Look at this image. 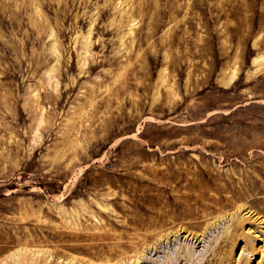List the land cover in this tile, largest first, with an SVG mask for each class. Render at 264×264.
<instances>
[{
  "label": "rangeland",
  "instance_id": "rangeland-1",
  "mask_svg": "<svg viewBox=\"0 0 264 264\" xmlns=\"http://www.w3.org/2000/svg\"><path fill=\"white\" fill-rule=\"evenodd\" d=\"M20 263L264 264V0H0Z\"/></svg>",
  "mask_w": 264,
  "mask_h": 264
},
{
  "label": "bare ground",
  "instance_id": "bare-ground-1",
  "mask_svg": "<svg viewBox=\"0 0 264 264\" xmlns=\"http://www.w3.org/2000/svg\"><path fill=\"white\" fill-rule=\"evenodd\" d=\"M38 11V10H37ZM21 264V263H20Z\"/></svg>",
  "mask_w": 264,
  "mask_h": 264
}]
</instances>
